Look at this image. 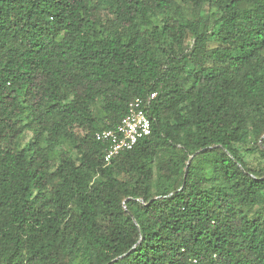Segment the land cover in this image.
<instances>
[{
	"label": "trees",
	"instance_id": "trees-1",
	"mask_svg": "<svg viewBox=\"0 0 264 264\" xmlns=\"http://www.w3.org/2000/svg\"><path fill=\"white\" fill-rule=\"evenodd\" d=\"M0 264H264V0H0Z\"/></svg>",
	"mask_w": 264,
	"mask_h": 264
},
{
	"label": "built area",
	"instance_id": "built-area-1",
	"mask_svg": "<svg viewBox=\"0 0 264 264\" xmlns=\"http://www.w3.org/2000/svg\"><path fill=\"white\" fill-rule=\"evenodd\" d=\"M155 97L156 94H151L148 100L137 98L131 101L126 116L115 128L95 135V139L106 146V164H110L121 153L132 150L139 141L151 135L152 126L146 108Z\"/></svg>",
	"mask_w": 264,
	"mask_h": 264
},
{
	"label": "water",
	"instance_id": "water-1",
	"mask_svg": "<svg viewBox=\"0 0 264 264\" xmlns=\"http://www.w3.org/2000/svg\"><path fill=\"white\" fill-rule=\"evenodd\" d=\"M192 158H193V157H192ZM192 158H191V159H192ZM191 159H190V160H191ZM189 163H190V162H189ZM189 163H188V165H189ZM187 170H188V166L186 167L185 178H186V176H187Z\"/></svg>",
	"mask_w": 264,
	"mask_h": 264
}]
</instances>
